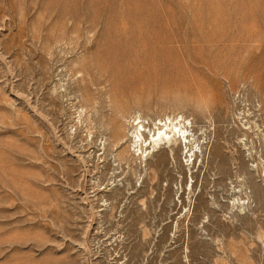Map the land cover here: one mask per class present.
<instances>
[{"label":"rangeland","instance_id":"obj_1","mask_svg":"<svg viewBox=\"0 0 264 264\" xmlns=\"http://www.w3.org/2000/svg\"><path fill=\"white\" fill-rule=\"evenodd\" d=\"M0 264H264V0H0Z\"/></svg>","mask_w":264,"mask_h":264},{"label":"bare ground","instance_id":"obj_2","mask_svg":"<svg viewBox=\"0 0 264 264\" xmlns=\"http://www.w3.org/2000/svg\"><path fill=\"white\" fill-rule=\"evenodd\" d=\"M153 125H154L153 129L155 130V132L152 131V134H150L151 138L150 139L148 138L149 140H147L146 136H144L143 134L144 132H142V128H144V123H142V120H140L139 117L133 119L131 123V128H133V130L132 131L129 130L128 132H125L126 133L125 136L128 137V140L130 139V141L132 142V147L136 151L138 152L140 151L142 154L143 153L153 154L156 151H166L168 154L167 156L168 160L169 157L174 160L175 157L174 150H176L177 148L183 151V154L185 153V155L188 153L189 151L188 145L190 139H189V134L186 133V129L182 120L180 119H178L177 121L171 120L169 122H163L162 120H159L158 122L155 121ZM150 129H148L149 132H151ZM114 133L118 136H121L120 138L124 137L123 135L124 133L121 135L118 129L115 130Z\"/></svg>","mask_w":264,"mask_h":264}]
</instances>
